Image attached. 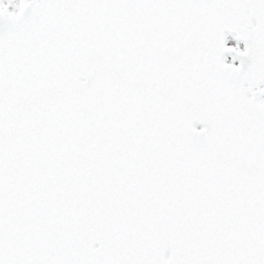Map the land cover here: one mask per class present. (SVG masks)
Listing matches in <instances>:
<instances>
[{"label":"snow or ice","instance_id":"snow-or-ice-1","mask_svg":"<svg viewBox=\"0 0 264 264\" xmlns=\"http://www.w3.org/2000/svg\"><path fill=\"white\" fill-rule=\"evenodd\" d=\"M0 264H264V0H0Z\"/></svg>","mask_w":264,"mask_h":264}]
</instances>
